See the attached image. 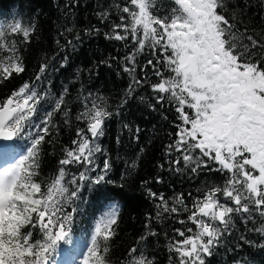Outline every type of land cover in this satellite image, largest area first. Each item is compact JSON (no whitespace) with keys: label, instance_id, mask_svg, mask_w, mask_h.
<instances>
[{"label":"snow or ice","instance_id":"snow-or-ice-1","mask_svg":"<svg viewBox=\"0 0 264 264\" xmlns=\"http://www.w3.org/2000/svg\"><path fill=\"white\" fill-rule=\"evenodd\" d=\"M227 7L226 0H129L121 8L127 19L121 15V22L105 34L110 40L131 39L135 47L125 64L132 67H124L129 74L136 71V54L151 50L155 62L150 59L147 64L159 78L151 84L152 92L158 104L167 100L175 105L179 120L167 154H179L185 168L194 165L193 173L208 168L225 177L223 186L192 197L190 207L182 195L175 198L174 204L188 213L187 222L194 225L175 229L180 239L168 245L178 264H207V258L224 242L225 233L231 231L235 214L253 223L254 215L264 218V42L247 35V29L241 32L226 15ZM34 31V25L26 26L20 20L0 23V83L25 71L21 49L9 36H21L28 43ZM47 67L40 66L36 81L43 78ZM133 80L136 86L144 83L136 77ZM132 90L130 85L129 95ZM42 99L34 83L24 82L0 102V264H55L60 245L73 243V214L79 211L73 205L80 199L81 188L114 183L108 178L110 161L103 159L102 167L97 163L98 154L104 155L98 141L112 112L95 99L89 106L87 97L76 116L85 126L77 127L76 139L64 149L54 178L48 183L40 181L42 145L55 127L53 117L63 111L64 95L36 125L34 114ZM180 159L173 164L178 165ZM135 166V162L130 165ZM70 167L83 170L77 175L69 173ZM148 194L160 201L157 219L163 213L181 211L169 207L163 195L150 189ZM118 217L119 204L112 202L95 221L87 250L81 253L74 245L66 252L70 257L81 255L80 264H111L110 241L116 235ZM145 227L149 230L138 245L157 235L150 225ZM252 230L264 236V223ZM125 264L155 261L134 246Z\"/></svg>","mask_w":264,"mask_h":264},{"label":"trees","instance_id":"trees-1","mask_svg":"<svg viewBox=\"0 0 264 264\" xmlns=\"http://www.w3.org/2000/svg\"><path fill=\"white\" fill-rule=\"evenodd\" d=\"M226 3L230 21L241 32L247 29V35L264 42V0H226ZM126 4L129 0H0V23L20 20L26 26H35L28 43H24L21 36H9L21 49L25 71L0 83V102L24 82L34 83L43 97L33 119V123L39 125L46 112L52 110L55 100L64 95L63 111L53 117L55 127L42 145L40 181L48 183L54 178L64 149L72 147L76 139L77 127L85 126L76 116L83 111L86 97L89 106L95 99L112 112L105 123V134L98 141L104 155L98 154L97 163L102 167L103 159L110 161L108 178L114 183L94 185L92 189L85 184L81 188L80 199L73 205L79 209L73 214V243L60 245L54 254L55 262L56 255L70 257L66 250L74 245L83 244L85 252L95 221L110 203L116 202L119 217L114 226L116 235L110 241L111 264H125L128 250L134 246L154 259L155 264H178L176 254L168 251V245L180 239L175 229L194 228V225L187 222L188 213L174 204L175 198L182 195L190 207L192 197L224 183L221 173L208 168L193 173L194 165L185 168L179 154H167V145L174 138L179 120L175 105L167 100L158 104L152 92L151 84L159 78L147 64L150 59L155 62L151 50L145 48L143 53L136 54V71L129 74L124 67H132L125 64V57L135 47L131 39L125 42L105 38L112 26L121 22V15L127 19V14L121 11ZM104 13H107L106 18ZM42 64L48 65L47 70L43 78L36 81ZM133 77L144 83L134 85ZM130 85H133L131 95L128 94ZM65 88L67 93H64ZM64 111L69 113L67 117ZM18 143L23 147L22 142ZM176 159H180L178 165L173 164ZM133 162L135 168L130 167ZM210 167L215 165L210 162ZM177 168L181 171H176ZM80 170L83 169H68L69 173L77 175ZM70 178L69 175L67 179ZM68 186L70 190L73 187ZM148 189L157 196L163 195L169 207L176 206L181 211L163 213L157 219L160 201L150 197ZM220 199L223 201L222 196ZM66 210L71 211V208ZM181 219L186 221L184 225L178 223ZM254 219L255 223L245 221L235 214L231 231L225 233L224 242L207 258V264H264V247L260 246L264 244V236L252 230L264 223V218L254 215ZM146 224L157 235L138 245L139 238L149 230ZM35 235L40 238L38 232ZM241 236L245 240H241Z\"/></svg>","mask_w":264,"mask_h":264},{"label":"rangeland","instance_id":"rangeland-1","mask_svg":"<svg viewBox=\"0 0 264 264\" xmlns=\"http://www.w3.org/2000/svg\"><path fill=\"white\" fill-rule=\"evenodd\" d=\"M79 250H80L81 253L84 252V245L83 244H81L79 246ZM81 259H82V256L77 254L75 256H71V257L66 258V260L68 261L66 263L67 264H71V262L74 261V264H80ZM56 260L57 261L55 262V264H64L63 262L62 263L60 262L61 260H64L61 256L57 258V255H56ZM58 260H59V263H58Z\"/></svg>","mask_w":264,"mask_h":264}]
</instances>
